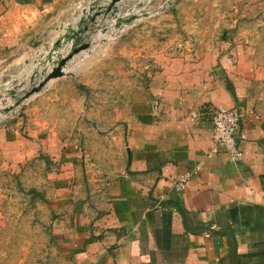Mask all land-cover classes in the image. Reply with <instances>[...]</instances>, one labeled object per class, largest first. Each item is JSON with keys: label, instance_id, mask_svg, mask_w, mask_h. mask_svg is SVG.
Here are the masks:
<instances>
[{"label": "crops", "instance_id": "1", "mask_svg": "<svg viewBox=\"0 0 264 264\" xmlns=\"http://www.w3.org/2000/svg\"><path fill=\"white\" fill-rule=\"evenodd\" d=\"M93 1L2 0L0 48L19 52L41 20L56 28L52 46ZM168 2L147 0L167 10ZM241 35L203 31L151 54L146 80L131 82L129 113L111 128L92 110L63 119L75 101L56 100L54 231L67 264H264V101L253 96L257 69ZM57 79L56 96L66 85ZM218 106L244 113L238 161L212 139ZM66 120L80 141L60 137ZM4 131L15 166L51 151L43 139ZM183 173L191 179L179 191Z\"/></svg>", "mask_w": 264, "mask_h": 264}, {"label": "rangeland", "instance_id": "2", "mask_svg": "<svg viewBox=\"0 0 264 264\" xmlns=\"http://www.w3.org/2000/svg\"><path fill=\"white\" fill-rule=\"evenodd\" d=\"M171 4L167 10L165 3L123 0L117 16L149 15L119 28L115 25L116 17L110 14L98 17L95 30L83 35L90 47L77 53L65 67L66 74L61 77L66 81L62 95L56 96V78L42 92L0 120V132H23L28 139L47 141L51 148L49 154L41 150L24 165L15 166L11 154L14 151L5 153L0 141V264H67L63 255L65 250L58 247L54 231L56 100L59 102L60 96L65 98L66 95L75 101L74 108H66L60 114L63 119L71 117L76 110L82 114L92 110L98 120L96 123L99 124V118L103 116L111 128L118 122V116L126 117L129 113L134 89L131 82L138 76L146 80L147 70L154 65L151 54L178 47L181 40L185 42L195 33L235 31L242 34L239 39L242 44L252 47L257 69L252 92L255 100L264 101V0H189L180 3L172 0ZM46 25L47 20L31 23L28 40H23L26 47H20L19 52H16L17 47L0 48V107L14 104L9 89H15L20 95L22 90L31 87L32 75L37 83L44 75L43 70L46 68L49 73L55 65L56 55L52 61L44 62L48 53L46 46L51 47L56 34V28L47 31ZM39 41L43 43L37 45ZM70 50L71 44L61 51V57ZM67 120L60 128L65 134L60 137L65 143L74 138L80 141L82 136L67 134ZM74 122L71 119L70 126H74Z\"/></svg>", "mask_w": 264, "mask_h": 264}, {"label": "water", "instance_id": "3", "mask_svg": "<svg viewBox=\"0 0 264 264\" xmlns=\"http://www.w3.org/2000/svg\"><path fill=\"white\" fill-rule=\"evenodd\" d=\"M2 0H0L1 3ZM103 0H94L90 6L83 11V15L80 20L77 22V27L70 25L66 28L64 33L57 39L54 40L51 47L46 46L48 53L46 54V60L52 61L54 55H59V50L66 48L71 44V50L65 55L54 61V66L49 73H46L47 69L43 70V76L40 81L37 83L34 82V75L31 76L33 81L31 87L27 90H23V94L18 97L15 89H9V94L15 98L14 104L6 108V112L12 111L13 107H18L22 104L24 100L31 99L36 94L42 92L48 83L52 80L63 77L65 72V67L68 65V62L80 51L86 50L90 47V42L85 41L84 36L89 31H94V25L97 22L98 17L104 18L107 14L116 17V27H121L124 24H132L135 20L140 17H146L149 14L145 13L142 15L132 14L127 18L117 16L120 4H123V0H108V3L105 6H101ZM172 0H169L168 4H171ZM43 41H39L38 44H42ZM38 71L35 70V73Z\"/></svg>", "mask_w": 264, "mask_h": 264}, {"label": "built area", "instance_id": "4", "mask_svg": "<svg viewBox=\"0 0 264 264\" xmlns=\"http://www.w3.org/2000/svg\"><path fill=\"white\" fill-rule=\"evenodd\" d=\"M244 113L238 107L218 106L212 119V139L223 146L233 161L243 156L241 123ZM190 174L183 173L175 179V186L179 191L186 189L190 182Z\"/></svg>", "mask_w": 264, "mask_h": 264}, {"label": "bare ground", "instance_id": "5", "mask_svg": "<svg viewBox=\"0 0 264 264\" xmlns=\"http://www.w3.org/2000/svg\"><path fill=\"white\" fill-rule=\"evenodd\" d=\"M123 18H127V17H123ZM133 24V23H132ZM24 90H27V89H24ZM23 94V90L21 91V93H20V95H18V97L19 96H21ZM13 99H15V98H13ZM29 99H27V100H24V101H28ZM24 101L22 102V104L24 103ZM10 106H12V103H7L4 107H0V120L4 117V116H6V114L8 115L10 112H6V108H8V107H10ZM13 108H16V107H13ZM14 110V109H13Z\"/></svg>", "mask_w": 264, "mask_h": 264}, {"label": "trees", "instance_id": "6", "mask_svg": "<svg viewBox=\"0 0 264 264\" xmlns=\"http://www.w3.org/2000/svg\"><path fill=\"white\" fill-rule=\"evenodd\" d=\"M21 2H27L28 0H20ZM182 212L184 213L183 215H184V217H185V211L184 210H182Z\"/></svg>", "mask_w": 264, "mask_h": 264}]
</instances>
